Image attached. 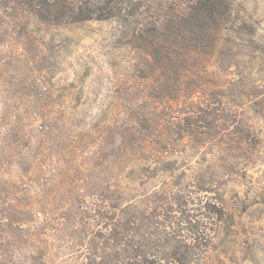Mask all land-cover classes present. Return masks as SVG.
<instances>
[{
	"label": "trees",
	"instance_id": "trees-1",
	"mask_svg": "<svg viewBox=\"0 0 264 264\" xmlns=\"http://www.w3.org/2000/svg\"><path fill=\"white\" fill-rule=\"evenodd\" d=\"M94 2L91 7L81 0H0V26L8 37L20 28V16L63 25L93 18L100 5H111L110 16L127 22L126 43L140 56L137 76L129 79L138 88L130 91L134 85L127 80L116 88L128 99L131 123L111 116L81 133L67 121L48 120L39 108L24 119L16 115L9 147L0 152V166L10 160L21 175L0 170V264H15L14 245L35 225L50 241H36L34 264H50L56 254L65 264H204L219 228L234 221L222 186L231 167L193 170L190 180L176 178L173 187L148 186L140 200L122 177L130 162L161 165V156L196 152L208 143L238 158L247 156L248 146L257 148L252 126L234 117L220 77L209 71L232 2ZM174 170L172 164L161 169ZM59 232L62 245L50 235Z\"/></svg>",
	"mask_w": 264,
	"mask_h": 264
},
{
	"label": "rangeland",
	"instance_id": "rangeland-1",
	"mask_svg": "<svg viewBox=\"0 0 264 264\" xmlns=\"http://www.w3.org/2000/svg\"><path fill=\"white\" fill-rule=\"evenodd\" d=\"M81 1L95 5L94 0ZM231 2L233 14L220 32L209 71L220 77V90L226 94L227 108L234 117L252 126L259 141L257 148L248 146L247 156L238 158L223 152L224 147L208 143L196 152L161 156L157 158L161 165L130 162L126 167L129 177L125 173L122 180L140 200L148 186L166 183L173 187L177 179L187 182L193 170L211 167L221 171L224 164L229 168L235 165L222 179L234 221L219 228L204 264H264V0ZM100 7L93 18L63 25L20 16L15 21L20 28L11 37L3 35L5 28L0 26V152L9 147L16 115L24 119L36 114L38 108L48 120L67 121L69 126H79L81 133L111 116L120 124L130 122L131 111L124 107L128 99L120 98L124 90L117 94L116 88H123L126 80L133 82L130 91L138 88L140 83L129 79L137 76L134 64L140 56L126 43L131 34L127 22L110 16L111 5ZM116 148L122 149V145ZM22 149L26 150L25 146ZM169 164L178 170L170 174L161 171ZM0 170L21 177L18 165L10 160ZM36 226L28 227V234L14 245L15 264H34L31 257L39 253L36 241H50L45 229ZM61 232L50 234L57 245H62ZM51 256L50 264H65L57 254Z\"/></svg>",
	"mask_w": 264,
	"mask_h": 264
}]
</instances>
